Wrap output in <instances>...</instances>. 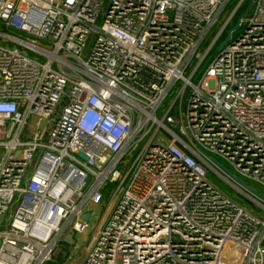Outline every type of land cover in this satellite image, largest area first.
<instances>
[{"label": "built area", "instance_id": "obj_1", "mask_svg": "<svg viewBox=\"0 0 264 264\" xmlns=\"http://www.w3.org/2000/svg\"><path fill=\"white\" fill-rule=\"evenodd\" d=\"M249 1L0 0V264H264V218L208 171L254 199L198 151L264 189Z\"/></svg>", "mask_w": 264, "mask_h": 264}, {"label": "rangeland", "instance_id": "obj_2", "mask_svg": "<svg viewBox=\"0 0 264 264\" xmlns=\"http://www.w3.org/2000/svg\"><path fill=\"white\" fill-rule=\"evenodd\" d=\"M5 33L9 34V35H15L11 31H5ZM225 167L227 168V166H225ZM207 178H208L209 182L216 189H218L222 194L227 196L229 199L234 201L236 204L245 208L248 212L252 213L253 215L257 216L258 218H264V210L261 207H259L257 202H255L259 199L251 196L254 200H250L249 198L242 195L237 189L232 187L230 184H228L225 180L220 178L218 175H216L212 171H208ZM243 181L245 182L246 185H248L251 188H254L255 190H257L258 192H260L264 195V189L261 186H259L258 184L254 183L252 181H249V180L244 179ZM101 205L104 206L103 203ZM100 214H101V211H98V210L94 211L91 223L88 226L87 234L76 236L74 238L73 244H70V241L68 243L64 240H61L59 245L63 250L62 251L63 254L65 251L70 256H77L81 252V250L83 249V247L85 245V240L88 238L89 233L92 232V230L94 229L95 224L100 217ZM59 258H60V260L64 259V257H61V255L57 256V259H59ZM67 264H69V263H67Z\"/></svg>", "mask_w": 264, "mask_h": 264}, {"label": "water", "instance_id": "obj_3", "mask_svg": "<svg viewBox=\"0 0 264 264\" xmlns=\"http://www.w3.org/2000/svg\"><path fill=\"white\" fill-rule=\"evenodd\" d=\"M251 3H252V0L249 1L247 8H246V10L244 11V13L242 15H244L248 11V9L251 6ZM236 28H237V24L233 27V29H236ZM228 41H229V34L221 42V44L219 46V49L222 48ZM198 151L211 164V166L216 171H218L219 173H221L228 181H230L231 183H233L239 189L244 190L250 196H253V197H255V198H257V199H259V200H261V201L264 202V195L263 194H261L260 192H258L254 188H251L248 185H246L245 182L242 179H240L236 175L232 174L221 162H219L215 158L208 156L201 149H199ZM79 156L83 160H86V157L85 156H83V155H79ZM89 216H90L89 213H85V214L82 215L81 219L84 222H88L89 221Z\"/></svg>", "mask_w": 264, "mask_h": 264}, {"label": "crops", "instance_id": "obj_4", "mask_svg": "<svg viewBox=\"0 0 264 264\" xmlns=\"http://www.w3.org/2000/svg\"><path fill=\"white\" fill-rule=\"evenodd\" d=\"M64 253L65 254H68V253H66L65 251H64ZM65 261V258L63 259V260H60V258L59 259H57V263H54V264H61V263H63Z\"/></svg>", "mask_w": 264, "mask_h": 264}]
</instances>
